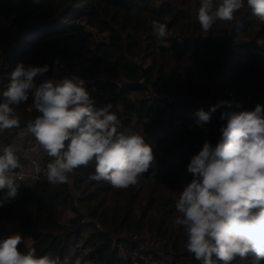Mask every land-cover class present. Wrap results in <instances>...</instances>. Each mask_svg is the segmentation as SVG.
I'll return each mask as SVG.
<instances>
[{"label":"trees","instance_id":"16d2710c","mask_svg":"<svg viewBox=\"0 0 264 264\" xmlns=\"http://www.w3.org/2000/svg\"><path fill=\"white\" fill-rule=\"evenodd\" d=\"M200 6L201 0H0V99L18 63L51 69L64 62L80 66L83 76L105 74L110 80L95 88L106 96L88 89L93 107L111 103L119 130L144 136L155 155L149 172L127 189L90 179L94 163L75 169L66 184L46 177L21 182L17 198L0 207V230L7 224L19 233L21 251L58 255L63 264H130L133 255L149 260L140 264H199L175 224V202L193 179L191 157L206 140L217 143L226 124L221 113L235 110L225 104L204 124L196 113L220 101L240 100L247 110L264 106V23L245 7L205 32L197 20ZM153 20L167 25L163 42L153 33ZM156 92L201 95L212 103L162 104ZM32 102L30 93L26 103L13 106L20 126L0 131V154L38 115ZM177 120L183 123L176 129ZM175 130V141L164 145L162 136ZM232 264L264 260L249 255Z\"/></svg>","mask_w":264,"mask_h":264},{"label":"clouds","instance_id":"9594fccd","mask_svg":"<svg viewBox=\"0 0 264 264\" xmlns=\"http://www.w3.org/2000/svg\"><path fill=\"white\" fill-rule=\"evenodd\" d=\"M247 7L264 23V0H201L197 20L209 31L217 21L230 22ZM152 30L162 42L167 25L152 21ZM49 66L18 63L10 73L8 87L0 99V131L18 128L20 119L13 106L24 104L31 93L38 115L27 122V131L51 158L47 181L70 182L75 169L94 163L90 179L107 181L118 190L138 184L155 164V155L145 137L127 129L108 103L94 108L85 81L79 77L35 78ZM231 101H220L209 111L199 109L198 123L210 121L211 113ZM220 138L215 145L205 141L191 157L187 171L193 179L175 202L179 214L175 224L186 235V249L199 264H232L237 258L255 255L264 260V106L254 110L225 111ZM11 147L0 154V207L19 195L23 177ZM21 235L0 240V264H63L58 255L37 256L34 248L19 249Z\"/></svg>","mask_w":264,"mask_h":264},{"label":"built area","instance_id":"2783aa9c","mask_svg":"<svg viewBox=\"0 0 264 264\" xmlns=\"http://www.w3.org/2000/svg\"><path fill=\"white\" fill-rule=\"evenodd\" d=\"M81 67L77 65H68L64 62H56L51 69L43 76H37L35 78L36 83L39 84L43 82L46 78H56L62 79L64 77L72 78L79 77L80 79L85 81V87L88 89L94 88V91L99 93L101 96H106V90H97L95 87L99 82H105L110 80L105 75L100 73H95L92 76H83L81 73ZM119 87L122 84L119 81H113ZM153 97L160 101L162 104L166 103H174V104H187L194 103V105H198L201 107H206L211 105V101L206 97L201 95L197 96H189L186 94H177V93H164V92H156L153 94ZM233 108L235 111L247 110L244 109V104L240 100H233L232 102ZM250 111V110H249ZM171 116V111H166V119L169 120ZM182 120H177L175 122V128H180L182 125ZM23 135L22 141H17L18 137ZM17 139L12 144L11 148L14 150V153L17 155L19 159V163L21 167L16 171L21 174L23 177L21 182H39L42 181L46 175V164L45 160L48 156L46 153L44 154L43 149L36 143L34 136L28 131H24L20 134ZM21 142V143H20ZM141 261L149 262V260L145 256L141 255H133L130 264H140ZM153 264H169L168 262H160L155 261Z\"/></svg>","mask_w":264,"mask_h":264},{"label":"rangeland","instance_id":"374dc122","mask_svg":"<svg viewBox=\"0 0 264 264\" xmlns=\"http://www.w3.org/2000/svg\"><path fill=\"white\" fill-rule=\"evenodd\" d=\"M74 66V65H72ZM78 66V65H77ZM102 74V73H101ZM102 75H105V74H102ZM188 105H194V103H188ZM189 115H192V114H189ZM179 135V130H175L170 136L166 137V136H162V139H163V143L164 145H169L170 141H175V139L177 138V136ZM24 136L23 135H20V137H18L17 141H22ZM169 139V140H167ZM21 143V142H20ZM45 154V152H43ZM71 215V212H67L65 214V217H68ZM3 223H0V227H2ZM13 234H19V233H16L13 228L11 229L7 224H5L3 226V230L1 231L0 230V235H2L4 238H7L9 237L10 235H13ZM20 235V234H19ZM25 243H29L27 240L25 241ZM75 264H87V263H83L81 262L80 260L76 261ZM186 264H191L189 262H186Z\"/></svg>","mask_w":264,"mask_h":264},{"label":"crops","instance_id":"0c3cea01","mask_svg":"<svg viewBox=\"0 0 264 264\" xmlns=\"http://www.w3.org/2000/svg\"><path fill=\"white\" fill-rule=\"evenodd\" d=\"M83 263H87V264H90L89 262H83Z\"/></svg>","mask_w":264,"mask_h":264}]
</instances>
